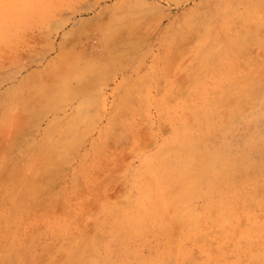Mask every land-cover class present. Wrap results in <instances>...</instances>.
I'll return each instance as SVG.
<instances>
[{"label": "rangeland", "instance_id": "1", "mask_svg": "<svg viewBox=\"0 0 264 264\" xmlns=\"http://www.w3.org/2000/svg\"><path fill=\"white\" fill-rule=\"evenodd\" d=\"M0 264H264V0H0Z\"/></svg>", "mask_w": 264, "mask_h": 264}]
</instances>
